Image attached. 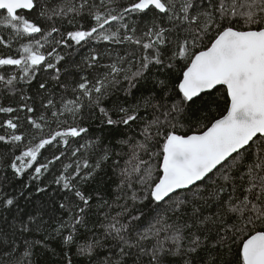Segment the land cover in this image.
Instances as JSON below:
<instances>
[{
  "label": "snow or ice",
  "instance_id": "6c2138e0",
  "mask_svg": "<svg viewBox=\"0 0 264 264\" xmlns=\"http://www.w3.org/2000/svg\"><path fill=\"white\" fill-rule=\"evenodd\" d=\"M0 10V264H264V0Z\"/></svg>",
  "mask_w": 264,
  "mask_h": 264
},
{
  "label": "trees",
  "instance_id": "16d2710c",
  "mask_svg": "<svg viewBox=\"0 0 264 264\" xmlns=\"http://www.w3.org/2000/svg\"><path fill=\"white\" fill-rule=\"evenodd\" d=\"M0 12H2L0 10ZM26 12V11H25ZM71 27V26H69ZM97 47H103V45H97ZM8 51L7 49H3V48H0V53H4ZM87 52H88V46L86 45L84 48H81L79 52H76V51H73V54H72V59H75V60H80L82 56L84 55H87ZM14 70V69H13ZM0 74H3L2 71H0ZM34 91V90H33ZM224 111L223 109V105L219 106L218 108H213L212 112H211V116L213 117H216L218 115H220L222 112ZM17 115V113H12L11 116L12 117H15ZM19 115L21 117L24 116V113L23 112H20ZM7 118H9L6 114H3V113H0V122H3L5 121ZM19 123H21L22 125L24 124V121L21 120L19 121ZM89 126H90V129L91 131H93L97 136L99 135H104L105 133L103 132L101 126H100V121L99 119H92L88 122ZM4 131V129L0 128V134H2ZM44 154H47L46 150H42ZM126 151V149H125ZM121 164H123L124 162V159H126V157H121ZM112 162L109 161V164H111ZM109 172L111 174V180L109 181V185L110 187L108 188V195H107V198L109 199L110 202H115L117 204H123L124 203V200L123 199H120V200H117L116 199V196H117V193H116V181H117V177L115 175L114 172H112L111 169H109ZM9 175H11V170H9L8 172ZM45 179H48V177H45ZM23 182L25 183H31V180H30V177L26 174L23 178H22ZM21 183V180H17L16 181V184L14 185L16 191H19V185ZM41 184L44 183V181H40ZM56 186L53 185L52 186V189L55 190ZM28 194L29 196L32 197V199L35 201L36 198H37V194L33 193L31 189H28ZM39 196L43 199H47V197H43V194H39ZM20 203H21V206L22 207H29L28 205L25 204V201H24V198H21L20 199ZM129 203V206H131V201L128 202ZM32 206H35V204H33ZM136 209H142L144 214L147 216V215H151L152 214V207L148 206V202H145L144 205H141V204H137L133 209L132 211L135 212ZM120 209L118 208H113L112 209V215H115V213L117 211H119ZM104 210H101V215L103 213ZM95 219V218H94ZM143 219V217H142ZM97 230L99 231V226L97 225Z\"/></svg>",
  "mask_w": 264,
  "mask_h": 264
},
{
  "label": "water",
  "instance_id": "95a60500",
  "mask_svg": "<svg viewBox=\"0 0 264 264\" xmlns=\"http://www.w3.org/2000/svg\"><path fill=\"white\" fill-rule=\"evenodd\" d=\"M2 11V10H1ZM23 11H26V10H23Z\"/></svg>",
  "mask_w": 264,
  "mask_h": 264
}]
</instances>
